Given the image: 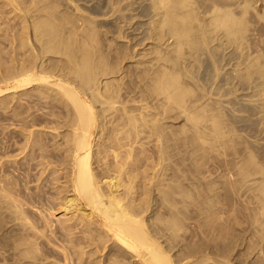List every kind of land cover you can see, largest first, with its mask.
<instances>
[{
  "label": "bare ground",
  "instance_id": "1",
  "mask_svg": "<svg viewBox=\"0 0 264 264\" xmlns=\"http://www.w3.org/2000/svg\"><path fill=\"white\" fill-rule=\"evenodd\" d=\"M78 1L0 0L22 24L18 33L8 28L11 51L0 48V109L26 97L14 115L20 126L32 127L22 131L23 162L19 155L10 160L7 139L0 142L9 158H0V264H264V142L255 145L242 136L231 115L237 105L245 106L243 112L256 120L245 117L243 126L264 140V0H151L146 39L154 45L138 60L148 83L126 88L140 93H134L140 108L136 97L114 85L119 61L131 51L112 52L110 39L107 45L99 38L97 6L87 12ZM239 91H248L249 98ZM173 109L188 129L168 130L163 117ZM46 120L53 124L49 131L33 130ZM48 135L52 147L44 142ZM180 135L183 148L221 147L228 170L221 190L252 195L242 201L252 205V255L238 249L244 236L219 223L217 184L185 174L187 159L178 155L190 153L177 151ZM144 139L153 143L149 163L142 158ZM171 157L177 159L166 176L158 168L167 169L164 161ZM37 159L41 183L33 192L25 184ZM53 163L58 166H48ZM213 214L221 226L210 239ZM189 225L196 241L183 234Z\"/></svg>",
  "mask_w": 264,
  "mask_h": 264
},
{
  "label": "rangeland",
  "instance_id": "2",
  "mask_svg": "<svg viewBox=\"0 0 264 264\" xmlns=\"http://www.w3.org/2000/svg\"><path fill=\"white\" fill-rule=\"evenodd\" d=\"M115 1V2H114ZM78 2H80L79 4H81L82 5V7H84V9H87V12H88V8L90 7V6H97L96 8H97V12L96 13H94V15H95V17L97 18V20H98V22L99 23H101L103 26H102V28L100 29L101 31V33H100V35H99V38H101V40L103 41L105 38V40L103 41L104 42V44H107L108 45V41H107V38L108 39H110L109 41L111 42V47L113 48V50H112V48H111V51L112 52H114L115 54H117V52L119 51V50H121V49H129L128 51H131V54L130 53H128L129 54V58L127 57V58H125V59H122L121 61H119V65H120V67L122 68V70H121V72L120 73H122V74H118L117 76H116V78H115V86H117V84H118V86L121 84V86L123 87V88H130V87H136V86H138V85H141V86H145L146 85V83H148V81H146V83H143V81L146 79L145 77V79H143V81H142V75H145L144 74V71L142 70L143 68V64H141V68H140V65L138 64V60L140 61H142L143 59H144V57H143V55H145L144 53H146L147 51H149L148 49H150V48H152L153 47V45H154V43L151 41V39H146V37L148 38V32H150V19L152 18V15H148V13H149V8H147V7H151V0H113V6H118V7H115L114 9H113V11H112V8H113V6H110L109 5V0L107 1V0H79ZM89 2V3H88ZM93 2V3H92ZM119 2H120V4L121 5H119ZM107 3V4H106ZM116 3H118V4H116ZM4 4L5 3H1L0 2V34H2L4 37L2 38V35H0L1 37H0V48H4V50H3V54H5L6 52H8V51H11V49L9 50V48H11L12 46H11V43L9 42L10 41V37L12 36V34L13 33H10L11 31L13 32L14 31V33L15 32H20L21 31V26H22V24H21V20L19 19V18H17V16H15V12L13 11V10H11L10 8H8L9 6H7L6 7V4H5V6H4ZM102 5V6H101ZM105 5V6H104ZM110 6V7H109ZM5 7V8H4ZM3 8V9H2ZM107 8V9H106ZM119 8V9H118ZM121 8V9H120ZM145 8H147L148 9V11L146 12V11H144V9ZM116 9H118V10H116ZM122 10V11H121ZM132 10V11H131ZM2 11H3V13H2ZM13 11V12H12ZM135 12V13H134ZM145 12V13H144ZM10 13V14H9ZM126 13V14H125ZM112 14V15H111ZM110 15V16H109ZM137 15V16H136ZM144 15V16H143ZM12 16V17H11ZM13 16L14 17H16V18H13ZM102 17V19H101V17ZM134 16V17H133ZM140 16V17H139ZM8 17V18H7ZM104 17V18H103ZM105 17H107V18H105ZM111 17V18H110ZM10 18H13V20L11 21V19ZM117 18H119V19H117ZM134 18H136V19H134ZM137 18H139V19H137ZM9 19V20H8ZM141 19V20H140ZM1 20H2V22H1ZM119 20V21H118ZM149 20V21H148ZM19 21V22H18ZM123 22V23H122ZM8 23V24H7ZM15 23H17L16 25H18V26H14L15 25ZM10 24V25H9ZM131 24V25H130ZM8 25V26H7ZM143 25V26H142ZM2 26H3V28H2ZM10 26H11V28H10ZM14 26V27H13ZM124 26V27H123ZM126 26V27H125ZM18 28V30L16 29V28ZM11 29V31L9 30V29ZM109 28V29H108ZM15 29H16V31H15ZM2 30V31H1ZM8 30V31H7ZM104 30V31H103ZM109 31V32H108ZM121 31V32H120ZM2 32V33H1ZM17 32V33H18ZM106 32V33H105ZM4 33H5V35H4ZM119 34V36H118V34ZM6 34H7V36H6ZM107 34H109V35H107ZM120 34H121V36H120ZM148 35V36H147ZM10 36V37H9ZM6 37V38H5ZM119 37V38H118ZM145 37V38H144ZM10 38V39H9ZM114 39V40H113ZM146 39V40H145ZM134 40V41H133ZM143 41H146V42H143ZM142 42H143V44H142ZM10 43V44H9ZM127 43V44H126ZM11 46H9V45ZM2 45V46H1ZM7 45H8V50H7ZM114 45V46H113ZM122 45V46H121ZM152 45V46H151ZM6 48V49H5ZM116 49H118V50H116ZM7 50V51H6ZM136 50V51H135ZM5 52V53H4ZM111 52V53H112ZM114 53H112V54H114ZM119 53V52H118ZM133 54V56H135L133 59H131L130 58V55H132ZM143 54V55H142ZM147 54V53H146ZM113 56H115V55H113ZM139 65V66H138ZM124 67V68H123ZM139 68V69H138ZM140 69H141V71H143V72H141L140 71ZM156 69V68H155ZM154 69V70H155ZM153 70V68H152V73H153V75H154V71ZM141 72V74H140V72ZM150 71V70H149ZM151 71L149 72V74H147V76H150L152 73H151ZM139 73V74H138ZM127 74H128V76H127ZM140 75H141V77H140ZM146 76V75H145ZM125 77V78H124ZM138 77H140V78H138ZM151 77V76H150ZM150 77H147V80H149L150 81ZM124 78V79H123ZM132 78V79H131ZM149 78V79H148ZM122 79V80H121ZM189 79V78H188ZM187 78H185V80L184 81H189ZM141 80V81H140ZM117 81H118V83H117ZM124 84H123V83ZM139 82H141V83H139ZM143 83V84H142ZM185 83H187V82H185ZM145 84V85H144ZM149 84H150V82H149ZM129 85H131V86H129ZM133 85V86H132ZM120 86V87H121ZM125 89H123L124 91H122V93L124 94V96H126V94H127V96L126 97H129L130 95H131V97H129V98H133V96H134V93H136V92H134V93H128V89H126V91H125ZM243 91H239L238 92V94L241 96V95H246V97L247 98H249V96H247V95H249V93H248V91H247V93H246V91H244V93H242ZM130 94V95H129ZM136 94H138V92L136 93ZM129 95V96H128ZM138 95H140V93L138 94ZM138 95H135L134 97H136V98H134L136 101H138L140 98H139V96ZM243 96H242V98H243ZM245 97V98H246ZM21 98V100H20V102H19V100H18V102H19V104L20 103H26V97H24V96H22V97H20ZM139 98V99H138ZM229 98H231V97H229ZM246 98V99H247ZM239 99V98H238ZM245 99V100H246ZM16 102H17V100L16 99H14ZM12 101V99H11V101L10 102H12V103H9V101L7 102V103H9V104H11V105H9V107L11 106V108H4V109H0V142H2L3 140H6V143H7V146H8V148H9V150H8V154L6 153V155H8L7 157H12V156H17V155H19V156H17L16 158L18 159V161L19 162H23L24 161V159H23V157H24V154H23V156L21 155L20 156V154H19V152H20V148L21 147H19V146H22L23 144H24V142H25V137L23 136V130H25V128L27 129V130H25V132H24V134H27V131H28V128H29V130L30 129H32V127H22V125L20 126L19 124H21V123H17V117L14 115V112L15 111H20L21 110V108H19V104H16L15 103V101ZM25 100V101H24ZM243 102H244V104L246 103L244 100H243ZM137 103H138V105H137ZM16 104V105H15ZM136 105L135 106H137V108H140L139 106H141L142 104L138 101V102H136L135 103ZM14 105V107L15 106H17V108L15 107V109L12 107ZM25 105V104H24ZM224 105H228L227 103L226 104H224ZM13 108V109H12ZM236 108H237V110L234 112V114L233 113H231V115L232 116H236L237 118H238V122L236 123V125H237V127L239 128V131H240V134H242V136H245V138H247V140H250V142L251 143H254V141H258V142H256L257 144H255V145H258V143H260V141H262V142H264V140H262V137L260 138V136H255L256 135V133H257V131L255 132V130H252V131H248V128H247V126H243L244 125V122L242 123L241 122V120H243V119H245L246 120V118H247V121L249 120V121H251V119H255L256 120V118L255 117H251L250 115H249V113H247L246 112V114H248V115H246L245 114V112H243V111H245V106H241V105H237L236 106ZM12 109V110H11ZM19 109V110H18ZM56 110H60V109H56ZM173 110H174V112H173ZM172 111H170V112H166L165 114H164V121H163V123H165V125H167L168 127H170V129L168 128V130H174V131H176V132H178L181 128H180V126H182V128H183V125H186L185 126V128H187L188 129V127L190 126H188V123L189 122H185V120L184 119H182V118H184L183 116H181L182 118H180V114L178 113V111H177V113H175L176 111H175V109H173ZM8 111V112H7ZM173 112V113H172ZM170 113H172V114H170ZM238 113V114H237ZM174 114H177V115H174ZM179 114V115H178ZM159 115V114H158ZM171 115V116H170ZM243 115V116H242ZM178 116H179V118H178ZM47 118H52V117H48V116H46ZM159 118H160V115L158 116ZM229 116H227V118H228ZM246 117V118H245ZM175 118H177V119H175ZM230 118V117H229ZM15 120V121H14ZM166 121V122H165ZM183 121L185 122L184 124H183ZM17 124H16V123ZM46 122V123H45ZM168 122V123H167ZM241 123V124H240ZM182 124V125H181ZM40 125V126H39ZM53 124H51V123H48V120H46V121H44V122H42V123H39V124H37V125H34L33 126V130H35V131H39V130H45V131H49L48 130V128H50L51 126H52ZM180 125V126H179ZM35 126H37V128L35 127ZM46 126V127H45ZM166 126V127H167ZM15 127V128H14ZM43 127V128H42ZM241 127V128H240ZM21 128V129H20ZM47 130H46V129ZM167 129H166V131H168ZM242 132V133H241ZM249 132V133H248ZM253 132H254V134H253ZM245 133V134H244ZM187 134H189L190 135V132H187L186 133V135ZM238 134H239V132H238ZM239 134V135H240ZM247 134V135H246ZM249 134V135H248ZM258 134V133H257ZM49 137L48 138H46V140H44V142H46L47 143V145L49 146L50 145V147H52L51 145L53 144V142H55V140H52V137L50 136V135H48ZM180 139H178L177 141L178 142H176L177 144L176 145H178V146H176V147H178L177 148V151L179 150V152H184V151H188L189 153H190V155L189 154H185V152L183 153V154H185L184 155V157L182 158V154H179L178 155V158L180 157V159H187L184 163H186L185 165H186V167H183V169H185V174L186 175H188L191 179H192V177H193V179L194 178H197L196 179V182H199V181H197V180H199V179H201V181L204 183H206V181H208L209 183L211 182V183H216L217 185H215L214 184V186H215V188H216V192L218 191V192H220L219 190H221L222 188H220L221 187V185L222 184H220L221 182H222V180H223V174H222V172L224 173V171L226 170L227 172H228V170H227V167H226V169H225V167H224V165H225V163H223V158H221L222 157V155L220 154L221 153V151L223 150H221V147H216V148H214V150H209L210 149V147H209V145L207 144H202V147H204V152H203V150H202V147L201 148H199V146L196 148V146L195 147H192V145H190V144H188V146H189V150L187 149L188 148V146L186 147V145H184V148H183V145H181V144H184V143H181L182 141H181V139H182V135H180V136H178ZM177 137V138H178ZM249 137V138H248ZM252 137V138H251ZM254 137V138H253ZM257 137H258V139H257ZM4 138V139H3ZM6 138V139H5ZM3 139V140H2ZM256 139V140H255ZM254 140V141H253ZM144 141H145V147H147L146 148V152H144V154H142L143 156H142V158H145L146 160H147V158H149V160H145V159H143V162L144 163H149V161L151 160L150 159V157L149 156H151L152 155V153L151 152H153V149H151V148H153V146L151 147V144L153 145V143L152 142H150V141H152V139L149 141V140H147L146 141V139H144ZM147 142V143H146ZM261 142V143H262ZM158 143H159V141H158ZM1 144V143H0ZM18 144V145H17ZM148 144V145H147ZM200 146H201V144H199ZM238 146V145H237ZM49 147V148H50ZM150 147V148H149ZM192 147V148H191ZM239 148L240 147H242V145H239L238 146ZM238 147H234V149H238ZM182 148V149H181ZM194 148V149H193ZM150 149V150H149ZM152 150V151H151ZM181 150V151H180ZM183 150V151H182ZM208 150V151H207ZM220 152H219V151ZM148 151V152H147ZM187 152V153H188ZM11 153V154H10ZM21 153V152H20ZM150 153V154H149ZM200 153V154H199ZM158 154H159V151H158ZM0 155H1V159L2 160H4L3 159V157L5 156V158L6 159H9V158H7L6 157V155L5 154H3L2 152H1V150H0ZM221 155V156H220ZM3 156V157H2ZM10 157V160H13L15 157H12L11 158ZM174 157H171L170 159H168V160H165L164 162L166 163L167 162V165L169 166H167L166 164H165V166H167V167H165V168H167V169H164V170H162L161 169V166H160V168H158L159 169V171L161 170V171H163V173L165 172V175L167 176V175H170V174H172V170H171V168L173 167V166H171L172 164L174 165V162H176V159L177 158H174ZM189 158V159H188ZM191 158V159H190ZM172 159V160H171ZM41 161V159H37V160H35V161H33V163H34V165H33V169H32V171H31V181L29 182V183H26L25 184V186L27 185L28 187H30V189H31V191H33V192H36V191H38V188H37V185H39L40 183H41V180L39 179V178H41V172H42V167L41 166H37L38 164H39V162ZM50 160H51V158H50ZM158 160L159 161H161L160 160V157H159V155H158ZM170 160H171V162H170ZM175 160V161H174ZM1 161V160H0ZM44 161H46V160H44ZM146 161V162H145ZM158 161V165H160L159 162ZM173 161V162H172ZM171 164H170V163ZM182 164H183V162H182V160L180 161ZM179 162V163H180ZM188 162V163H187ZM53 164H55V165H53ZM53 164H50V165H48L49 167H56V166H58L56 163H53ZM170 164V165H169ZM184 165V166H185ZM191 165V166H190ZM188 166V167H187ZM48 167V168H49ZM159 167V166H158ZM171 167V168H170ZM164 168V167H163ZM144 169V168H143ZM142 169V170H143ZM145 169H146V167H145ZM148 169V168H147ZM186 170H188V171H186ZM167 171V172H166ZM226 171H225V173H226ZM184 172V171H183ZM197 172V173H196ZM188 173H190V174H188ZM225 173H224V175H225ZM161 174H162V172H161ZM182 175H184L183 173H181ZM163 175V174H162ZM45 176V175H44ZM58 177H61V175H59ZM39 179V180H38ZM192 179V180H193ZM62 180H60V182H61ZM194 182H195V179H194ZM208 182H207V184H208ZM25 183V182H24ZM38 183V184H37ZM34 184V185H33ZM200 184H201V182H200ZM203 185H205V184H203ZM214 186H212V187H214ZM218 186V187H217ZM50 187H52V186H50ZM214 188V189H215ZM37 189V190H36ZM50 189H51V191H52V188H48L47 190H49L50 191ZM55 191V190H54ZM53 191V192H54ZM223 191L224 190H221V192L220 193H216V192H214V193H216L217 194V196L218 197H220V198H218V200H220L221 199V203H222V201H223V207L220 205V210H221V208H223L222 209V211H219V212H221L222 214H220L219 212H217V213H219L220 215H217V213L215 214V215H217V218L220 216V222L218 221V219H217V221H216V217L214 216V214H213V216H214V218H215V221H214V218L212 219L215 223H213L212 222V220H211V222H207V221H205V222H207L208 223V226H210V225H212V227H211V229H210V227H209V229H207L208 230V232H209V235L211 234V235H214V236H212V237H214L215 238V236H217V234L216 233H218L217 232V230L218 229H220L219 228V225L221 226V224H223L222 226H224V224H225V229H229L228 230V232H230L229 234H232V235H237V237H239V238H241V235H242V237L243 238H245V240H244V244L243 245H241V246H239L238 247V249L240 250H242V252H241V250H240V253H242V256H244V255H248V254H250L251 253V255H252V249H250L251 247H249V246H251V244H252V239H251V217H250V206L252 207V205L250 204V206L249 207H247L248 205H249V203H250V201H249V203H248V205L246 206V204L247 203H245V205H243V203L244 202H248V200L247 201H245L244 199L246 198V196H252L251 194H249V193H240V196L242 197V195L241 194H245V196H243L242 198H243V200H242V198L240 197V196H236L235 194H237V192L235 193V192H233L234 193V196H233V193L232 194H230V193H226L225 194V191H224V194H223ZM229 194V195H228ZM246 194H249V195H246ZM222 196V197H221ZM247 197V198H248ZM240 198H241V200H240ZM251 198V197H250ZM249 199V198H248ZM250 200V199H249ZM242 201H244V202H242ZM251 201H252V199H251ZM242 202V204H239V203H241ZM253 202V201H252ZM219 204H220V201H219ZM241 205V206H240ZM247 208L248 210H246L245 208ZM165 209V208H164ZM159 210V209H158ZM160 214L162 213V214H165L166 213V209L165 210H163V208H161L160 209V211H158ZM165 212V213H164ZM249 212V213H248ZM58 216L57 217H60V216H62L61 214H59V213H56ZM60 215V216H59ZM222 215V216H221ZM212 216V217H213ZM222 217V218H221ZM249 217V218H248ZM61 218H64V217H61ZM204 218V217H203ZM203 218H200L201 220L200 221H202L203 222ZM222 219V220H221ZM192 221V220H191ZM190 221V223L192 224V225H195L196 224V221L194 222V220H193V222L195 223H193V222H191ZM210 221V220H209ZM189 222V221H188ZM204 222V223H205ZM218 222L219 223H221V224H218ZM207 223H206V225H207ZM190 224V225H191ZM210 224V225H209ZM218 224V229L216 230L215 228L217 227L216 225ZM250 224V225H249ZM190 225H189V227H190ZM208 226H205L206 228L208 227ZM215 226V227H214ZM228 226V227H227ZM192 227V228H191ZM190 227V229H191V231H190V229H188L189 230V234H187L186 232H183V234L184 235H186L185 237H187V240L189 239V241L190 242H193L195 239L197 240L198 238H197V236H192L193 235V229H195V228H193V227H195V226H191ZM231 227V228H230ZM250 228V229H249ZM204 229V227H202V230ZM207 230H205L204 229V231H206L207 232ZM215 232H214V231ZM244 230V231H243ZM213 231V234L211 233ZM232 232V233H231ZM242 232V233H241ZM186 233V234H185ZM191 233V234H190ZM216 234V235H215ZM240 234V235H239ZM245 234H247V235H245ZM211 235H210V239H211ZM192 237V238H191ZM195 237V238H194ZM218 237V236H217ZM191 238V239H190ZM208 238H209V236H208ZM213 239V238H212ZM250 241H249V240ZM195 240V241H196ZM246 241V242H245ZM248 241V242H247ZM242 247V248H241ZM89 249H91L90 247H86V251H89ZM247 249H249V250H247ZM247 250V251H246ZM244 251V252H243ZM246 252H247V254H246ZM250 252V253H249ZM244 253V254H243ZM97 257H100L101 258V253H97V254H95ZM99 259V258H98Z\"/></svg>",
  "mask_w": 264,
  "mask_h": 264
}]
</instances>
